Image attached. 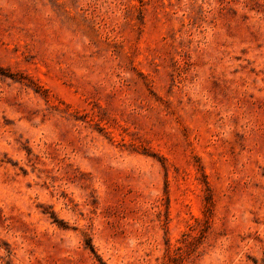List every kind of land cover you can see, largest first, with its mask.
I'll return each instance as SVG.
<instances>
[{
  "label": "rangeland",
  "instance_id": "1",
  "mask_svg": "<svg viewBox=\"0 0 264 264\" xmlns=\"http://www.w3.org/2000/svg\"><path fill=\"white\" fill-rule=\"evenodd\" d=\"M0 264H264V0H0Z\"/></svg>",
  "mask_w": 264,
  "mask_h": 264
}]
</instances>
